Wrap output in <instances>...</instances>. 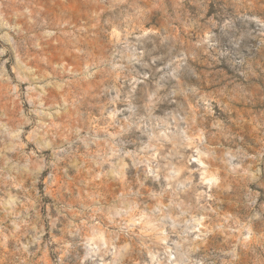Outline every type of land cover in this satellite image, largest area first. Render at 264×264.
I'll list each match as a JSON object with an SVG mask.
<instances>
[{
    "label": "clouds",
    "instance_id": "obj_1",
    "mask_svg": "<svg viewBox=\"0 0 264 264\" xmlns=\"http://www.w3.org/2000/svg\"><path fill=\"white\" fill-rule=\"evenodd\" d=\"M0 264H264V0H0Z\"/></svg>",
    "mask_w": 264,
    "mask_h": 264
}]
</instances>
